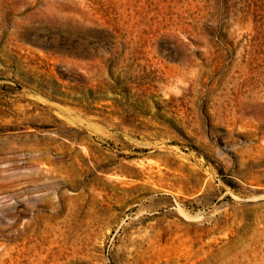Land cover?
Here are the masks:
<instances>
[{"label": "rangeland", "instance_id": "1", "mask_svg": "<svg viewBox=\"0 0 264 264\" xmlns=\"http://www.w3.org/2000/svg\"><path fill=\"white\" fill-rule=\"evenodd\" d=\"M0 264H264V0H0Z\"/></svg>", "mask_w": 264, "mask_h": 264}]
</instances>
